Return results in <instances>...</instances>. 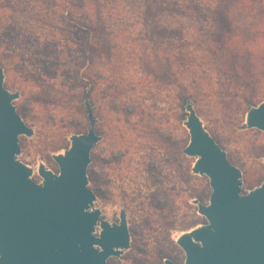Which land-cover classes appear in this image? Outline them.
Returning <instances> with one entry per match:
<instances>
[{
	"label": "rangeland",
	"instance_id": "obj_1",
	"mask_svg": "<svg viewBox=\"0 0 264 264\" xmlns=\"http://www.w3.org/2000/svg\"><path fill=\"white\" fill-rule=\"evenodd\" d=\"M66 1L0 0L4 85L19 91L15 106L33 128L32 136L19 137L17 158L40 181L38 163L57 171L51 154L89 126V86H82L74 56L60 68L47 58L53 32L59 43L70 42L80 74H96L89 100L103 138L91 151L89 186L105 219L117 221L125 209L131 235L130 248L106 264H164L166 257L182 264L176 238L207 222L192 200L208 203L211 187L207 176L192 172L195 158L182 152L189 134L181 93L190 95L204 127L241 169L243 192L264 180V131L241 127L249 107L264 99V0H176L173 18L144 20L128 18L120 4L101 2L96 32H78L76 23L96 25L97 6L80 9L79 0H69L62 11ZM152 6L156 12L160 1ZM86 37L104 44L92 51V65Z\"/></svg>",
	"mask_w": 264,
	"mask_h": 264
},
{
	"label": "water",
	"instance_id": "obj_2",
	"mask_svg": "<svg viewBox=\"0 0 264 264\" xmlns=\"http://www.w3.org/2000/svg\"><path fill=\"white\" fill-rule=\"evenodd\" d=\"M4 76L0 63V264H106L121 257L130 248L127 213L121 207L117 221L102 217L89 186L91 151L101 139L89 92L87 131L71 134L69 146L51 154L57 171L40 161L36 181L34 168L17 158L19 137L32 136L33 128L15 106L19 91L9 90ZM184 108L189 140L183 151L195 158L192 172L208 177L211 193L206 204L192 200L207 222L176 238L182 264H264V180L243 192L241 169L204 127L190 98ZM241 127L264 131V99L249 107ZM163 263L177 264L168 257Z\"/></svg>",
	"mask_w": 264,
	"mask_h": 264
},
{
	"label": "trees",
	"instance_id": "obj_3",
	"mask_svg": "<svg viewBox=\"0 0 264 264\" xmlns=\"http://www.w3.org/2000/svg\"><path fill=\"white\" fill-rule=\"evenodd\" d=\"M79 1H80V4H78L76 7L80 8V9H84V8L90 7V6L91 7L97 6V8H96L97 23H96V25L91 24V23L90 24H82V22L76 23V29L78 32H79V30H82V29H86L89 32L98 31L96 27L99 26V24L103 18L102 13L99 12L100 11L99 10V4H101V2H104L105 6L107 4H120V5H122L123 7H121L120 11L122 13H124L128 18H134L136 20L137 19L138 20H144V17L147 19H151V18L155 19L156 14L161 15V16L167 15V16H170V18H173L178 13V10L176 8V0H159L160 6L155 9L156 12L152 10V9H154L152 5H153L154 1H156V0H79ZM90 1H96V2L93 3ZM54 5L58 6L57 3ZM68 5H71V2L69 0H67L65 2V4H59L58 8L62 9V11H63V8H67ZM102 5H104V4H102ZM107 11L108 10H106V13H107ZM69 13L70 14H67V15H69V16L71 15V17H72L73 16L72 13L71 12H69ZM108 14L112 15L113 13L108 12ZM60 15L63 16L62 13H60ZM70 19L75 20L76 16H73V18H70ZM85 19L87 21H89L91 18L86 17ZM142 27L137 28L136 30L138 32L142 31ZM56 29L62 31L61 33H66V32L72 33L69 29H66V28L56 27ZM49 35L51 36V40H52V42L49 46L50 48L48 49V51H50L49 55L47 57V58L50 57L49 63L52 65L57 64L58 68H60V66H61L60 62H63L64 60L67 61L68 59H70L74 56V58H75L74 59V61H75L74 65L77 68V74L80 78L84 77V80H83L84 82H83L82 86L85 89L87 86H89V90H86L85 93L89 92V96H90L91 92L93 90V87H94V83H95L94 80H95L96 74L91 75L90 78H87V77H85V75L80 74L78 72L79 71V61L77 60V57L75 56V54H73L75 51H72L73 48L70 46L71 45L70 42L59 39V40H61V43H59V41H57V39L54 38L56 36L55 33L50 32ZM73 35L76 36L75 33ZM79 39H80V42L82 44L84 38H79ZM102 44L103 43L100 40H98V42H96V43H94L92 41L90 42V41H88V39L86 37L85 48H86V50H89V52H90V53H88L89 65L94 64L95 56H94V52L92 53V51L94 49L95 50L104 49V44H103V46H102ZM246 44H248V43L246 40H244L242 42V46L246 45ZM57 46H60V48H57ZM143 69H145L144 71H148V66H145V68H143ZM160 77H161V79H163L164 75H160ZM181 86H182V84H181ZM180 96H181L180 97L181 107H182V109H184V105L186 103V100H187V98H189L188 96H190V95H186L184 93H181ZM192 102H193V100H192ZM184 114L186 115V113H184ZM182 152H183V150H182Z\"/></svg>",
	"mask_w": 264,
	"mask_h": 264
},
{
	"label": "flooded vegetation",
	"instance_id": "obj_4",
	"mask_svg": "<svg viewBox=\"0 0 264 264\" xmlns=\"http://www.w3.org/2000/svg\"><path fill=\"white\" fill-rule=\"evenodd\" d=\"M96 131H97V128H96ZM97 133H98L99 135H101V139H102V138H103L102 134H100L98 131H97ZM101 139H100V140H101ZM100 140H99V141H100ZM99 141H98V142H99ZM98 142H97V143H98ZM97 143H96V144H97ZM96 144H95V145H96ZM95 145H94V146H95ZM93 189H94L95 192H96V189H95V188H93ZM117 220H118V219H117Z\"/></svg>",
	"mask_w": 264,
	"mask_h": 264
}]
</instances>
